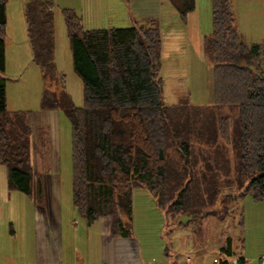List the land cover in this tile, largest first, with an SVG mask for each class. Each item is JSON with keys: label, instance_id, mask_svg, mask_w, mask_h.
<instances>
[{"label": "trees", "instance_id": "16d2710c", "mask_svg": "<svg viewBox=\"0 0 264 264\" xmlns=\"http://www.w3.org/2000/svg\"><path fill=\"white\" fill-rule=\"evenodd\" d=\"M7 2L0 0V165L8 169L10 190L33 196L34 111L7 107ZM195 8L196 1L188 0L178 9L184 18ZM55 11L56 0H26L27 36L46 82L42 108L62 109L71 122L73 202L89 225L111 217L114 234L128 236L140 189L176 228H188L223 205L213 185L218 178L229 185V201L233 187L235 198L264 199V44L244 41L233 0H212V32L203 40L212 61L209 105L194 103L190 94L165 103L159 18L86 29L76 9L63 8L75 69L83 79L84 104L76 106L55 64ZM244 60L247 66L240 64ZM232 250L230 242L221 260Z\"/></svg>", "mask_w": 264, "mask_h": 264}, {"label": "rangeland", "instance_id": "374dc122", "mask_svg": "<svg viewBox=\"0 0 264 264\" xmlns=\"http://www.w3.org/2000/svg\"><path fill=\"white\" fill-rule=\"evenodd\" d=\"M170 1L181 10L188 3V0ZM195 1V10L188 11L184 17L190 31V36L182 44L187 52L175 54L172 61L168 59L164 63L166 69H163L162 76L166 104L177 103L187 94L197 104L209 105L213 102L212 61L203 52V40L212 32V0ZM22 3L23 0H9L12 15L7 33L11 31V35L5 40L4 73L9 78L8 109L34 111L38 129L35 127L31 153L37 172L36 192L29 196L34 202L31 206L27 205L23 202L30 201L26 194L8 188V169L0 165V212L5 216L14 212L13 216L17 219L19 211L27 216L32 214V236L35 230L41 228L49 249L48 264H149L153 260L166 264L167 258L169 264H215L214 258H221L225 253L222 248L228 247L230 242L238 255L243 248L241 239L246 241L245 251L264 248V199L256 201L251 196L235 198L237 191L232 186L234 198L229 201L231 190L226 192L229 185L224 178H218L213 184L214 189L220 191L218 199L223 198V205H216L214 213L196 218L188 228H176L172 221L168 223L161 212L157 214L156 200L153 207H148L145 201H150L152 196L140 198L144 195L141 193L134 197L133 220L128 224L130 227L127 225L131 229L128 236L114 234L111 217H102L92 225L87 223L73 202L70 119L62 109L49 112L42 110L41 106L39 108L40 90L46 82L40 67L32 61L26 19L20 10ZM233 7L244 41L249 46L264 44V0H233ZM173 62H176L174 71L169 68ZM244 62L240 64L247 66ZM55 64L57 71L65 75L64 92L76 106H82L83 79L75 69L71 39L60 11L56 13ZM230 157L234 160L232 151ZM38 186L42 188L40 192ZM226 204L228 209L223 208ZM40 207L44 208L47 217L41 227L36 215ZM226 212L227 215H224ZM243 212L244 228H241L238 224ZM253 212L262 215L263 226L256 236L253 231L258 226L253 220ZM7 227L9 231V225ZM7 227L2 228L3 232ZM22 234L18 232V241L24 238ZM33 246L32 240L31 249ZM20 251L25 254L21 256L23 259L31 257L30 247L24 246ZM20 251L15 254L20 255ZM19 261L20 257L16 264H20Z\"/></svg>", "mask_w": 264, "mask_h": 264}, {"label": "crops", "instance_id": "0c3cea01", "mask_svg": "<svg viewBox=\"0 0 264 264\" xmlns=\"http://www.w3.org/2000/svg\"><path fill=\"white\" fill-rule=\"evenodd\" d=\"M7 17L8 22L7 26H9V17L12 15L10 11L9 0H7ZM26 0H23L21 6V14L25 17L24 7ZM63 8H73L78 11L83 20V25L86 29H100V28H111V27H130L136 23L138 20H144L150 17H157L160 19V27L163 38V69L164 63L166 60L172 61L174 59L175 54H179L181 52L186 53L187 50L184 51L182 44L185 40L190 36L189 24L186 26L185 18L182 17L178 7L170 0H56V13L60 11L62 14ZM11 35V31L7 33L9 37ZM6 36V37H7ZM28 37V36H27ZM29 43V40H28ZM30 44V43H29ZM31 48V47H30ZM32 51V50H31ZM176 61V60H175ZM166 66V64H165ZM176 66V62H173L171 65V70L174 71V67ZM174 68V69H173ZM171 71V72H172ZM163 72V70H162ZM45 86H43L44 89ZM43 89L40 90V99H39V108L41 106V97L43 93ZM41 109L44 110L41 106ZM49 112L52 110H48ZM47 111V112H48ZM35 122V119H34ZM38 129L37 126H35ZM35 129V130H36ZM8 177V176H7ZM8 185V184H7ZM9 188V185H8ZM144 194L140 195V198H148L150 193L145 189H140L135 191V194ZM134 194V197H135ZM28 196V195H27ZM144 196V197H143ZM151 196V195H150ZM29 202H25L27 205L34 202L32 197H29ZM42 199V198H41ZM43 200V199H42ZM154 197H151L150 201H145L148 205L155 204ZM257 201V200H256ZM25 205V206H27ZM36 205V204H35ZM23 206V208L25 207ZM135 206V204H134ZM38 209L36 206H33ZM12 211H14V208ZM29 208V206H28ZM157 214H160V210ZM31 209V208H30ZM44 208L40 207L38 213L36 214L39 217V226L41 227L43 220H46V213L43 212ZM31 212V210H30ZM13 213L3 214L0 212V264H16L17 259L20 257V264H48L49 258V249L45 244L42 234L41 228L33 231V216H27L24 212L19 211L17 217L13 216ZM16 213V212H15ZM162 213V212H161ZM244 213V212H243ZM163 214V213H162ZM253 220L255 221L256 231L254 235L261 232L262 222L259 213H252ZM248 218V216H246ZM16 220V221H15ZM244 220V216H243ZM9 225V231L8 226ZM7 227L6 232H3L2 228ZM247 227V224H246ZM244 228V225H243ZM21 231L24 238L21 241L18 232ZM32 240L34 241V246L31 249ZM242 242V250L240 255H238L234 250H232V255H229L227 258L232 256H237L242 258L245 262L253 264L257 263L262 255H264V248H259L254 251H246L244 250L246 246L245 239H241ZM15 244V247H13ZM30 247L31 257L23 259L21 256L25 255L20 250L24 247ZM20 251V255L15 254ZM223 257V255H222ZM221 260V258H214ZM169 264L168 258L166 259ZM26 262V263H25Z\"/></svg>", "mask_w": 264, "mask_h": 264}, {"label": "built area", "instance_id": "2783aa9c", "mask_svg": "<svg viewBox=\"0 0 264 264\" xmlns=\"http://www.w3.org/2000/svg\"><path fill=\"white\" fill-rule=\"evenodd\" d=\"M215 264H250L245 261L240 260L239 257L237 256H232L223 260L215 259L214 261ZM149 264H159L158 261L153 260V262ZM253 264H264V255H262L257 263Z\"/></svg>", "mask_w": 264, "mask_h": 264}, {"label": "water", "instance_id": "95a60500", "mask_svg": "<svg viewBox=\"0 0 264 264\" xmlns=\"http://www.w3.org/2000/svg\"><path fill=\"white\" fill-rule=\"evenodd\" d=\"M244 63H245V65H247L246 61Z\"/></svg>", "mask_w": 264, "mask_h": 264}]
</instances>
